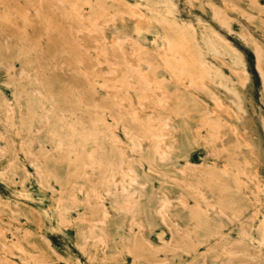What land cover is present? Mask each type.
<instances>
[{
	"label": "rangeland",
	"instance_id": "obj_1",
	"mask_svg": "<svg viewBox=\"0 0 264 264\" xmlns=\"http://www.w3.org/2000/svg\"><path fill=\"white\" fill-rule=\"evenodd\" d=\"M0 264H264V0H0Z\"/></svg>",
	"mask_w": 264,
	"mask_h": 264
},
{
	"label": "bare ground",
	"instance_id": "obj_2",
	"mask_svg": "<svg viewBox=\"0 0 264 264\" xmlns=\"http://www.w3.org/2000/svg\"><path fill=\"white\" fill-rule=\"evenodd\" d=\"M204 7H206V6H204ZM174 10V9H173ZM181 14V13H180ZM179 15V14H178ZM183 16V15H182ZM246 21V20H245ZM193 65V64H192ZM208 66V65H207ZM18 95V94H17ZM6 114V113H5ZM163 124V123H162ZM115 151H116V149H115ZM153 153V152H152ZM5 159V158H4ZM4 167H6V166H4ZM40 188V187H39ZM44 190V189H43ZM111 195V194H110ZM112 200V199H111ZM183 200V199H182ZM185 200V199H184ZM56 203V202H55ZM120 203V202H119ZM61 206V205H60ZM62 207H64V205L62 206ZM161 219V218H160ZM17 222V221H16ZM162 222V221H161ZM31 225V224H30ZM50 244V243H49ZM104 245V244H103ZM81 258V257H80Z\"/></svg>",
	"mask_w": 264,
	"mask_h": 264
}]
</instances>
